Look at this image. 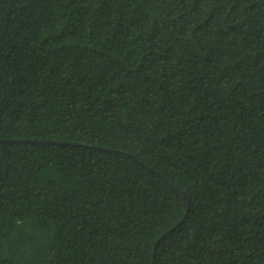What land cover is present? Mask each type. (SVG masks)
Returning <instances> with one entry per match:
<instances>
[{"label": "trees", "instance_id": "obj_1", "mask_svg": "<svg viewBox=\"0 0 264 264\" xmlns=\"http://www.w3.org/2000/svg\"><path fill=\"white\" fill-rule=\"evenodd\" d=\"M0 140V264H264V0H0Z\"/></svg>", "mask_w": 264, "mask_h": 264}, {"label": "water", "instance_id": "obj_2", "mask_svg": "<svg viewBox=\"0 0 264 264\" xmlns=\"http://www.w3.org/2000/svg\"><path fill=\"white\" fill-rule=\"evenodd\" d=\"M6 141L7 140H0V142H6ZM24 141L25 142H29V143H37V144H45V145H68V143H65V142H56V141L49 142V141H44V140H16V142H24ZM73 145L80 146V144H73ZM170 186L174 190H176L177 192H179L181 194V196L186 200V204H187V214L185 215L184 219L178 224V227H179L180 225L183 224V222L185 221V219H187V217H188V214H189V211H190V201L188 200L187 195L182 190H180L176 186H173L172 184ZM167 236H168V234L165 235L164 237H162L161 240L165 239ZM159 243H160V241L158 242V244L155 247V252L157 251V248H158ZM154 255L156 256V254H154Z\"/></svg>", "mask_w": 264, "mask_h": 264}]
</instances>
